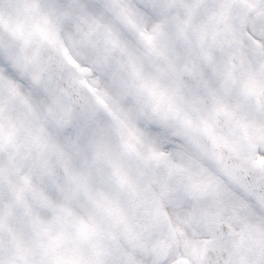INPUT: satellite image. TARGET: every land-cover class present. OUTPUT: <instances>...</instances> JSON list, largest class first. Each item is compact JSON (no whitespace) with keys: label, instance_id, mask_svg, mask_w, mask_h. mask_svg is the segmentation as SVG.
Masks as SVG:
<instances>
[{"label":"snow or ice","instance_id":"1","mask_svg":"<svg viewBox=\"0 0 264 264\" xmlns=\"http://www.w3.org/2000/svg\"><path fill=\"white\" fill-rule=\"evenodd\" d=\"M18 4L0 264H264V0Z\"/></svg>","mask_w":264,"mask_h":264},{"label":"rangeland","instance_id":"2","mask_svg":"<svg viewBox=\"0 0 264 264\" xmlns=\"http://www.w3.org/2000/svg\"><path fill=\"white\" fill-rule=\"evenodd\" d=\"M19 10L18 0H0V11L17 15Z\"/></svg>","mask_w":264,"mask_h":264},{"label":"flooded vegetation","instance_id":"3","mask_svg":"<svg viewBox=\"0 0 264 264\" xmlns=\"http://www.w3.org/2000/svg\"><path fill=\"white\" fill-rule=\"evenodd\" d=\"M122 99H130L133 104H138L139 103L137 98L135 96H131L130 94H126L124 97H122Z\"/></svg>","mask_w":264,"mask_h":264}]
</instances>
